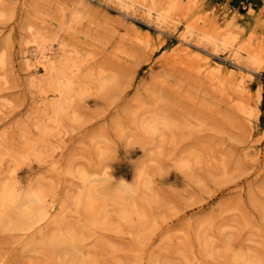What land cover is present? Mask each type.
I'll list each match as a JSON object with an SVG mask.
<instances>
[{
	"label": "rangeland",
	"instance_id": "1",
	"mask_svg": "<svg viewBox=\"0 0 264 264\" xmlns=\"http://www.w3.org/2000/svg\"><path fill=\"white\" fill-rule=\"evenodd\" d=\"M134 2L0 0V188L21 193L5 213L43 194L52 216L1 217L0 264H264V0ZM38 48L71 94L26 66ZM96 183L113 196L85 203Z\"/></svg>",
	"mask_w": 264,
	"mask_h": 264
},
{
	"label": "bare ground",
	"instance_id": "2",
	"mask_svg": "<svg viewBox=\"0 0 264 264\" xmlns=\"http://www.w3.org/2000/svg\"><path fill=\"white\" fill-rule=\"evenodd\" d=\"M116 2H117V4L121 7V9H125V10H127V11H130V9H133V7L135 6V2H134V0H115ZM172 2V1H171ZM170 2V4L172 5V3ZM177 2V1H176ZM170 4H168V5H170ZM170 8H171V6H170ZM154 9V8H153ZM170 9H168V11H169ZM122 11V10H121ZM126 11V12H127ZM155 11V10H154ZM157 11V10H156ZM125 12V11H124ZM131 12H132V10H131ZM147 14L149 15V16H151L152 15V10L151 9H149V8H147ZM145 12V13H146ZM156 13V20H157V23H158V25H160L161 27L162 26H167L168 25V23H167V21H168V16H167V14H165V15H163V14H160V13H158V12H155ZM156 23V22H155ZM157 25V24H156ZM165 27H162V28H165ZM160 28V27H159ZM197 28V27H196ZM194 29V28H193ZM188 34H187V36H183L182 37V41L183 42H189L188 40H189V38H191V36L193 35V32L192 31H190V30H187L186 31ZM185 35V34H184ZM203 38V37H202ZM204 38L205 39H207V42L208 41H210V42H212L213 43V41H216L215 39L216 38H214V36H212L211 34H204ZM194 40V39H193ZM196 41H198V40H196ZM35 42V41H34ZM198 43V42H197ZM216 43V42H215ZM201 44V43H200ZM202 45V44H201ZM215 45H217V44H215ZM223 45V44H222ZM35 51V54H34V56L33 57H30V58H32V59H30V58H26V57H24V58H26L25 60H26V63H27V65L26 66H30L31 64H30V61H32L33 59L34 60H36V61H39V62H47V65L45 66V69H46V71H48V74L50 75V79L48 80V86H53V88H56L55 86H57V84L59 85V87H57V88H59V89H57L58 91H60V92H66V90H67V92L68 93H70L71 94V91L69 92L68 91V89L69 88H71L73 85H75V81H73V79L72 78H69L68 76L69 75H67L66 74V72H65V68L62 66V64H61V66L60 65H58L57 66V63H55L54 62V59H53V54L51 53V51L50 52H44L43 50L41 51L39 48H38V50H36V49H34ZM236 53V52H235ZM27 54V53H26ZM255 54V53H254ZM55 56V55H54ZM250 57H251V55H249ZM56 58V57H55ZM240 58V57H239ZM246 58V57H245ZM62 59V58H61ZM254 59V58H253ZM57 60V59H56ZM203 60V59H202ZM249 61L250 59L249 58H247V59H245V61ZM240 61V60H239ZM250 62V61H249ZM37 63V62H36ZM59 63V62H58ZM251 63V62H250ZM261 64V63H260ZM38 65V64H37ZM41 65V64H40ZM39 65V66H40ZM33 66H35V65H33ZM38 66V67H39ZM247 66H249V65H247ZM255 66V65H254ZM258 66V65H257ZM37 67V68H38ZM34 68V67H33ZM43 68V67H42ZM78 70V69H77ZM47 74V75H48ZM53 75H55V78H54V80H53ZM92 75V74H91ZM46 78V77H45ZM75 79V78H74ZM47 80V79H46ZM82 80V79H81ZM37 83V82H36ZM39 83V82H38ZM39 85V84H38ZM37 86V85H36ZM35 86V87H36ZM43 86V85H42ZM78 86V85H77ZM75 87V86H74ZM79 87V86H78ZM78 87H75V88H78ZM39 88H40V86H39ZM79 89V88H78ZM56 90V89H55ZM70 90V89H69ZM54 93V92H53ZM56 93V92H55ZM75 93V92H74ZM64 94H67V93H64ZM240 94H241V92H240ZM65 96V95H64ZM63 96V97H64ZM61 97V96H60ZM61 99V98H60ZM63 101L61 102V103H56V105L54 106V105H52L54 108H55V110H61V111H64L65 110V112L64 113H68V112H66V110H67V108L69 107H67L66 105L68 104L67 102H69L68 100H70V99H68V95H67V97H65V99H62ZM72 100V99H71ZM71 100H70V102H71ZM59 101V100H58ZM69 102V103H70ZM71 104V103H70ZM50 105V106H51ZM64 106H66L65 108H64ZM52 108V107H51ZM53 109V108H52ZM53 111V110H52ZM56 111V112H57ZM68 111H71V110H68ZM55 112V113H56ZM73 112V111H72ZM38 113V112H37ZM62 112H60V114H61ZM63 113V114H64ZM53 114V113H52ZM56 114H58V113H56ZM63 114H61V115H63ZM51 116V115H50ZM52 118H53V116H52ZM51 118V119H52ZM154 119H155V117H153ZM153 118H152V120H153ZM158 118V117H157ZM162 119V118H161ZM46 120H47V118H46ZM60 120V119H59ZM167 119H165V121H166ZM49 121V120H48ZM53 121V120H52ZM62 121V120H61ZM155 121V120H154ZM161 121V120H160ZM160 121H155V122H153L152 121V125H153V123L154 124H157L158 122H160ZM168 121H169V119H168ZM164 122V119H163V121H162V123ZM143 123V122H142ZM166 123H167V121H166ZM150 124V123H149ZM150 124V125H151ZM159 124V123H158ZM154 125L153 127L154 128H156V129H159L160 128V124L159 125ZM169 125L171 124L170 122L168 123ZM142 125V124H141ZM147 126V125H146ZM159 127V128H157V127ZM161 126H163V125H161ZM164 126L166 127V125H165V123H164ZM148 127H149V129L150 128H152V126L150 127L149 125H148ZM148 127H144L145 128V130H147V128ZM164 127V128H165ZM168 128V127H167ZM170 128V127H169ZM168 128V129H169ZM151 130V129H150ZM162 130V129H161ZM156 131V130H155ZM160 131V130H159ZM159 133V132H158ZM160 136H163V135H160ZM162 138V137H161ZM164 140V139H163ZM161 142H162V140H161ZM3 156V155H2ZM13 158V157H12ZM15 159H17V158H15ZM12 162H14L13 160H12ZM18 162V161H17ZM16 163V162H15ZM15 170V169H14ZM12 172V171H11ZM14 172V171H13ZM84 174V173H83ZM82 174V176H84ZM82 176H81V178H82ZM86 176V175H85ZM84 176V180H85V178L87 177H85ZM13 178V177H12ZM80 178V179H81ZM0 180H1V178H0ZM81 180H83V179H81ZM13 181V180H12ZM0 183H1V186H3L2 184H4V182L2 183L1 181H0ZM10 183V182H9ZM13 183V182H12ZM83 183V185H84V182H82ZM40 184V183H39ZM8 185V184H7ZM6 185V186H7ZM83 185H81V187L83 186ZM87 185V184H86ZM101 185V184H100ZM15 186V185H14ZM40 186H42V185H40ZM39 185H38V188L40 187ZM43 186H45V185H43ZM102 186V185H101ZM4 187V186H3ZM8 187V186H7ZM32 188V187H31ZM89 189H87V191H86V193H85V195H84V200H86V201H84L85 203L87 202V203H89V204H91L92 202H93V200L94 199H97V201H98V199H107V198H111V196H113V195H111V193L106 189V188H99V186L97 185V183L96 184H94V185H92V187L90 188V187H88ZM1 189H3V188H0V191H2ZM17 189V188H16ZM30 189V188H29ZM82 189V188H81ZM123 189V188H122ZM36 190H37V188H36ZM35 190V191H36ZM83 190V189H82ZM27 193L29 192V190H28V188H27ZM25 191V192H26ZM31 191V190H30ZM32 191H33V189H32ZM32 191L30 192V194L32 193ZM34 191V192H35ZM78 191V190H77ZM84 191V190H83ZM33 192V193H34ZM43 192V191H42ZM24 193V192H23ZM36 193H38V192H36ZM16 194H17V192L15 193V187L13 188L12 186L11 187H8V188H4L3 189V191L0 193V197H1V199H0V220H2L3 218L5 219L6 218V216H7V214H9V213H5L6 211H8L7 210V208H8V206L6 205V202H8V201H5V199L8 197V198H11V200L12 201H14V200H19V199H17V197H18V195H17V197H16ZM25 194L26 193H24L23 195L25 196ZM30 194H28V197H29V195ZM45 194V193H44ZM81 194H83V193H81ZM113 194V193H112ZM32 195V194H31ZM30 195V197L28 198L27 197V194H26V198H28L27 199V201H26V203H23V206H22V201H15V203L17 202V204H18V202H19V204H20V206H22L23 208H24V211H22L23 213L20 215V216H24V220L23 221H25V216L27 217V216H29L30 217V219H33L34 220V222H33V220L31 221V223L33 222L34 224V226L36 225V224H42L43 222H48L49 220H51V218L50 217H52V216H50V212H49V207L47 208V204H46V197L44 198L43 197V194L41 195V196H35L34 194V196L32 195L31 196ZM111 195V196H110ZM116 195V194H115ZM119 195V194H118ZM19 196L21 197V193L19 194ZM24 196H22V197H24ZM45 196H46V194H45ZM82 197H83V195H81ZM120 196V195H119ZM20 197H18V198H20ZM25 197L24 198H22V199H25ZM78 197H79V195H78ZM121 197V196H120ZM128 197V196H127ZM115 198V197H114ZM124 198V197H123ZM78 199V198H77ZM2 200H4L3 202H2ZM113 200V199H112ZM23 201H25V200H23ZM11 202V201H10ZM99 202V201H98ZM5 203V204H4ZM12 203H14V202H12ZM14 203V204H15ZM78 203V202H77ZM80 203L82 204L83 202L82 201H80ZM80 203H79V205H80ZM94 203H95V201H94ZM8 204V203H7ZM98 204V203H97ZM79 205L77 204V206H78V208H80L79 207ZM83 205V208L85 207V205L84 204H82ZM11 204H10V208H11ZM15 206V205H14ZM92 207H89L88 209H93V205H91ZM13 207V206H12ZM88 207V206H87ZM21 208V207H20ZM19 208V209H20ZM23 208H21L22 210H23ZM13 209H18V205H17V208H12V210ZM18 209V210H19ZM87 209V208H86ZM90 209V210H91ZM11 210V209H10ZM94 210V209H93ZM15 211V210H14ZM13 211V212H14ZM122 211H124L125 212V209L124 210H122ZM127 211V210H126ZM16 212V211H15ZM14 212V213H15ZM20 212V210L17 212V213H19ZM14 213H12L11 212V214H14ZM127 213H128V211H127ZM5 214H6V216H5ZM11 214H9L8 216H9V218H6V219H8L7 221H5V220H3L4 221V223L6 224V225H8L9 226V228H17V225H18V222H20V221H22V219L21 220H19V215H17L16 213H15V215L16 216H10ZM60 214V213H59ZM66 214V213H65ZM124 215V214H123ZM127 215V214H126ZM4 216V217H3ZM1 217H3L2 219H1ZM60 218H61V216H59V215H56L54 218H52V220H53V222L55 223V222H57V220L59 219L60 220ZM28 219V218H27ZM29 220V219H28ZM58 220V221H59ZM8 224H7V223ZM27 222H30V221H27ZM51 222V221H50ZM21 223H24V222H21ZM52 223V222H51ZM4 224V225H5ZM20 224V223H19ZM47 224H50V223H47ZM56 224H58V223H56ZM5 225V226H6ZM21 225V224H20ZM45 224L43 223V226H44ZM52 225V224H51ZM11 226V227H10ZM24 226V225H23ZM32 224L28 227V229H27V231H31L32 232ZM48 227V225H46V227H44V228H47ZM21 228H22V226H21ZM24 228H27V227H24ZM23 228V229H24ZM40 228V227H39ZM38 228V229H39ZM43 228V227H42ZM19 229V228H18ZM35 229H36V227H35ZM34 229V231L36 232V233H39L38 231L39 230H35ZM26 231V230H25ZM33 231V232H34ZM41 231H42V229H41ZM18 232H22V229L20 230V231H18ZM30 232V234H29V236L32 234ZM23 233V232H22ZM24 233H26V232H24ZM35 234V233H34ZM43 234H45V233H43ZM43 234H42V238H43ZM23 235V234H22ZM25 235H27V233L25 234ZM25 235H23V236H25ZM40 235H41V233H40ZM40 235H38V238H36V239H42L41 237L39 238V236ZM47 234H45L44 236H46ZM72 235V234H71ZM21 236V235H20ZM23 236L21 237V238H23ZM27 237V236H26ZM254 237V236H253ZM32 237H30V240L32 241L33 240V238L31 239ZM26 239H29V238H26ZM56 239V238H55ZM54 239V240H55ZM45 240H47V239H45ZM69 241H70V238L68 239ZM37 241V240H36ZM36 241H32V242H35L36 243ZM41 243H44V242H47V241H44V239L43 240H39ZM43 241V242H42ZM64 241V240H63ZM63 241H61V240H59L58 239V241L57 242H61V243H63ZM68 241V242H69ZM26 242V241H25ZM29 242L30 241H27L26 243H27V245L28 246H30L29 245ZM56 241H55V243H57ZM31 243V242H30ZM35 243L32 245L31 244V246H34L35 245ZM52 243V242H51ZM50 243V244H51ZM61 243H59V244H61ZM25 244V243H24ZM39 244V243H38ZM45 244V243H44ZM49 244V245H50ZM64 244H65V242H64ZM63 244V245H64ZM66 244H68V243H66ZM73 244V243H72ZM27 245H23V246H27ZM46 245H47V247H48V244L46 243ZM30 246V247H31ZM36 246V245H35ZM38 246V245H37ZM53 246H58V244H56V245H54V243H53ZM61 246V245H60ZM64 246H66V245H64ZM62 247L61 246V249H60V247L58 248V249H60L59 251L61 252L62 251V248H63V250H65V247ZM41 247H42V244H41ZM43 247H45L44 245H43ZM47 247H45V248H47ZM24 248V247H23ZM33 247H31V249H32ZM38 248H40V245L38 246ZM49 248V247H48ZM56 248V247H55ZM74 248H76V245H75V247ZM29 249V248H28ZM35 249V248H34ZM34 249H32L33 251H34ZM42 249V248H41ZM40 249V250H41ZM58 249H56V251L58 250ZM70 249V248H69ZM46 250V249H45ZM44 249L42 250V251H45ZM48 250H50V248L48 249ZM68 249H66V251H67ZM74 250V249H73ZM76 250V249H75ZM24 251V250H23ZM31 251V250H30ZM38 251V250H37ZM37 251H35L36 253H38ZM41 251V252H42ZM47 251V250H46ZM52 251V250H51ZM69 251H71V249L70 250H68V256L67 257H65L66 259L69 257V255H70V257H71V259H69L68 258V261L69 260H71V261H73V263H74V259H76L77 258V250H76V252L77 253H75V255H76V257L74 256H71V254H73V253H71V252H69ZM79 251V250H78ZM65 252V251H64ZM43 253V252H42ZM54 253V252H53ZM70 253V254H69ZM62 254V253H61ZM60 254V255H61ZM65 254V253H64ZM57 255V254H56ZM43 256V255H42ZM62 256V255H61ZM59 259H60V257H59ZM79 259V258H78ZM85 260V259H84ZM68 261H66L65 263H67ZM64 263V262H63ZM68 264H70V262L68 263ZM71 264H72V262H71ZM75 264H76V260H75Z\"/></svg>",
	"mask_w": 264,
	"mask_h": 264
}]
</instances>
